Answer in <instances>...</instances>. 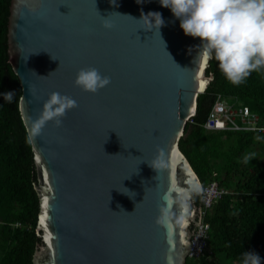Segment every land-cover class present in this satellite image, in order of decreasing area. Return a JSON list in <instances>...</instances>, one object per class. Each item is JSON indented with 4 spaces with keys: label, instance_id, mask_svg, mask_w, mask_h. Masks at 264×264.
<instances>
[{
    "label": "water",
    "instance_id": "95a60500",
    "mask_svg": "<svg viewBox=\"0 0 264 264\" xmlns=\"http://www.w3.org/2000/svg\"><path fill=\"white\" fill-rule=\"evenodd\" d=\"M154 11L165 20L160 35L144 16ZM199 44L158 0H10L8 62L37 173L41 243L33 264H185L194 198L185 226H160L156 217L172 185L199 182L178 148L212 79ZM87 67L110 83L95 93L77 86ZM53 92L76 106L60 126L49 120L33 134ZM160 149L167 167L157 173L147 162Z\"/></svg>",
    "mask_w": 264,
    "mask_h": 264
},
{
    "label": "trees",
    "instance_id": "16d2710c",
    "mask_svg": "<svg viewBox=\"0 0 264 264\" xmlns=\"http://www.w3.org/2000/svg\"><path fill=\"white\" fill-rule=\"evenodd\" d=\"M9 6L10 0H0V93L15 92L11 103L0 95V264H33L41 243L39 198L34 189L37 173L18 109L19 80L8 62ZM206 74L212 79L197 96L196 112L187 121L178 148L202 185L215 181L228 193L206 216L212 253L186 258L185 264H240L245 251L258 253L264 264V135L208 132L202 127L217 94L230 105L248 106L264 119V69L234 85L210 59ZM248 154L254 158L246 163ZM195 202L199 203L198 196Z\"/></svg>",
    "mask_w": 264,
    "mask_h": 264
},
{
    "label": "clouds",
    "instance_id": "9594fccd",
    "mask_svg": "<svg viewBox=\"0 0 264 264\" xmlns=\"http://www.w3.org/2000/svg\"><path fill=\"white\" fill-rule=\"evenodd\" d=\"M111 2L115 3V0H111ZM158 2L161 7L169 9L173 18L179 21V27L186 36L199 38L198 48L201 59L204 62L214 59L219 70L230 83L239 85L245 82L253 71L264 69V0H158ZM144 16L151 17L150 23L154 20L158 32L160 27L165 24L162 13L159 11L149 12ZM101 18L106 29L112 28V21L108 16H101ZM51 58L56 60L52 56ZM74 83L85 91L95 93L110 83V77L102 75L94 67H87L77 71ZM14 93V91H6L0 95L5 101L11 103ZM238 104L237 106H246L242 103ZM75 106L76 101L70 96L59 92L50 93L42 104L40 116L33 123V134H38L49 120L60 126L66 111ZM210 109L202 123L204 130L208 132L230 131L221 128V126L213 128L206 126ZM193 116L187 121L191 120ZM253 158L252 154H248L244 160L247 163ZM147 163L157 173L167 167L163 149L158 150L152 161ZM204 186L206 185H202L200 181L196 180L190 181L184 186L172 185L161 198L162 202L158 206L156 223L164 227H171L173 224L185 226L188 223L193 198L195 202V196H198L199 201V194ZM120 211L125 212L123 209ZM240 264H262V258L254 251H245Z\"/></svg>",
    "mask_w": 264,
    "mask_h": 264
},
{
    "label": "built area",
    "instance_id": "2783aa9c",
    "mask_svg": "<svg viewBox=\"0 0 264 264\" xmlns=\"http://www.w3.org/2000/svg\"><path fill=\"white\" fill-rule=\"evenodd\" d=\"M206 126L213 128L221 126L233 132H257L264 135V120L250 110L247 106H233L227 103L220 95H217L209 115ZM199 194L196 217L190 229V245L187 257L198 259L202 255H209L211 252L208 245L209 224L206 216L212 205L227 193L217 182L212 181L202 188Z\"/></svg>",
    "mask_w": 264,
    "mask_h": 264
},
{
    "label": "snow or ice",
    "instance_id": "6c2138e0",
    "mask_svg": "<svg viewBox=\"0 0 264 264\" xmlns=\"http://www.w3.org/2000/svg\"><path fill=\"white\" fill-rule=\"evenodd\" d=\"M201 67L203 68V64L201 65ZM204 83H205V81H201V83H200L201 89L204 87Z\"/></svg>",
    "mask_w": 264,
    "mask_h": 264
},
{
    "label": "bare ground",
    "instance_id": "6f19581e",
    "mask_svg": "<svg viewBox=\"0 0 264 264\" xmlns=\"http://www.w3.org/2000/svg\"><path fill=\"white\" fill-rule=\"evenodd\" d=\"M205 64H206V62L204 63L203 68L205 67Z\"/></svg>",
    "mask_w": 264,
    "mask_h": 264
},
{
    "label": "rangeland",
    "instance_id": "374dc122",
    "mask_svg": "<svg viewBox=\"0 0 264 264\" xmlns=\"http://www.w3.org/2000/svg\"><path fill=\"white\" fill-rule=\"evenodd\" d=\"M257 152V151H256ZM261 158V157H260Z\"/></svg>",
    "mask_w": 264,
    "mask_h": 264
}]
</instances>
